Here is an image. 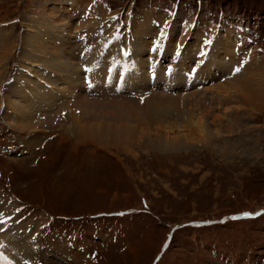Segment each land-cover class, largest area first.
Here are the masks:
<instances>
[{
	"label": "rangeland",
	"instance_id": "obj_1",
	"mask_svg": "<svg viewBox=\"0 0 264 264\" xmlns=\"http://www.w3.org/2000/svg\"><path fill=\"white\" fill-rule=\"evenodd\" d=\"M159 34L185 43L174 77ZM101 44L134 58L94 81L120 95L84 94ZM34 93L66 118L32 114ZM0 221L23 264H264V0H0Z\"/></svg>",
	"mask_w": 264,
	"mask_h": 264
},
{
	"label": "bare ground",
	"instance_id": "obj_2",
	"mask_svg": "<svg viewBox=\"0 0 264 264\" xmlns=\"http://www.w3.org/2000/svg\"><path fill=\"white\" fill-rule=\"evenodd\" d=\"M56 16V14L55 13H52V14H49V18L51 17V18H54ZM60 56H55V59L56 58H59ZM79 70V69H78ZM81 71V70H80ZM108 72V71H107ZM107 75V74H106ZM110 76V75H109ZM117 76V75H116ZM119 76H120V74H119ZM113 78V77H112ZM115 79V78H114ZM105 80V79H104ZM121 80V79H120ZM108 81V80H107ZM107 81H105V83L107 82ZM116 81V80H115ZM122 81V80H121ZM51 82V81H50ZM112 83V82H111ZM117 84V83H116ZM120 84V82L118 83V85ZM117 85V86H118ZM120 87H121V85H120ZM106 88L107 89H109V90H115V88L116 87H114V86H112V85H110L109 83L107 84V86H106ZM97 134H98V132H97ZM209 134V133H208ZM10 256V255H9ZM13 258V257H12ZM15 258V257H14Z\"/></svg>",
	"mask_w": 264,
	"mask_h": 264
},
{
	"label": "snow or ice",
	"instance_id": "obj_3",
	"mask_svg": "<svg viewBox=\"0 0 264 264\" xmlns=\"http://www.w3.org/2000/svg\"><path fill=\"white\" fill-rule=\"evenodd\" d=\"M178 47H179V45H178ZM201 55H203V52L201 53ZM87 71V70H86ZM193 73H195L196 72V68H193ZM235 71L236 72H239L240 71V69L239 68H236L235 69ZM245 215H249L248 213H245ZM0 223H3L2 221H0ZM25 264H28V262H25ZM37 264H38V262H37Z\"/></svg>",
	"mask_w": 264,
	"mask_h": 264
}]
</instances>
